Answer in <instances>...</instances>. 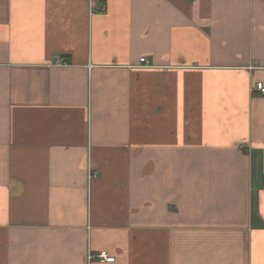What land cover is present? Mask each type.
I'll use <instances>...</instances> for the list:
<instances>
[{"label":"crops","instance_id":"0c3cea01","mask_svg":"<svg viewBox=\"0 0 264 264\" xmlns=\"http://www.w3.org/2000/svg\"><path fill=\"white\" fill-rule=\"evenodd\" d=\"M258 82L264 0H0V264H264Z\"/></svg>","mask_w":264,"mask_h":264},{"label":"built area","instance_id":"2783aa9c","mask_svg":"<svg viewBox=\"0 0 264 264\" xmlns=\"http://www.w3.org/2000/svg\"><path fill=\"white\" fill-rule=\"evenodd\" d=\"M87 1L91 2L92 0H87ZM101 10H104V8L102 7ZM139 62L141 64H147L146 60L143 59V58L140 59ZM253 91L258 92L261 95H264V84H262L261 82L256 83L254 85V87H253ZM93 178H95V175L89 173V176H88L89 181L91 179H93ZM87 260L88 261H90V260H96V261L101 262V263H109V264H112L115 261V259L112 256H109V254H107L104 251L103 252H99L96 255L88 254Z\"/></svg>","mask_w":264,"mask_h":264}]
</instances>
